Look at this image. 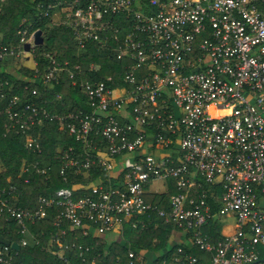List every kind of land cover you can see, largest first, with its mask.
Listing matches in <instances>:
<instances>
[{
  "label": "built area",
  "instance_id": "obj_1",
  "mask_svg": "<svg viewBox=\"0 0 264 264\" xmlns=\"http://www.w3.org/2000/svg\"><path fill=\"white\" fill-rule=\"evenodd\" d=\"M56 9L55 24L71 32L72 59L46 53L40 68L36 29L21 23L17 43L0 41V61L28 55L34 78L49 86L68 79L84 106L52 112L13 94L2 108L6 132L20 131L24 146L40 151V133L31 130L55 122L77 145L62 151L63 180L94 166L105 174L40 194L34 209L0 188V217L14 222L19 246L36 243L28 225L53 206L61 208L51 240L76 247L82 261L88 246L63 243L65 222L82 236L123 237L125 224L145 228L144 217L155 212L172 225L176 248L160 255L128 248L113 264H264V0H51L36 15L50 18ZM89 47L117 67L101 72V63L83 61ZM6 85L0 74V97ZM27 93L41 96L36 87ZM29 166L48 174L37 160ZM157 179L173 183L168 208L145 200ZM77 189L85 192L76 196ZM212 223L219 225L215 239ZM58 257L69 263L61 250ZM0 264L25 263L0 246Z\"/></svg>",
  "mask_w": 264,
  "mask_h": 264
},
{
  "label": "trees",
  "instance_id": "obj_2",
  "mask_svg": "<svg viewBox=\"0 0 264 264\" xmlns=\"http://www.w3.org/2000/svg\"><path fill=\"white\" fill-rule=\"evenodd\" d=\"M51 0H4L0 1V41L4 44H15L18 42L16 33L19 24H30L31 29H41L44 34V42L37 46V59L39 67L46 64V53L56 52L59 60L64 58L72 59L74 44L70 30L64 25L50 23V18L38 16L36 13L43 10ZM39 4V5H38ZM40 6V7H39ZM26 19L22 22L23 19ZM85 62L101 63V72H110L117 67L105 52L97 51L95 47H89L85 56L81 57ZM2 61H0L1 63ZM0 74L6 79L8 85L4 86L5 97H0V188L10 192L17 197V205L25 209L36 208L37 198L40 194L49 196L62 186L89 185L104 177L101 168L94 166L88 173L68 174L67 180H63L59 173L60 158L62 151L69 145L77 146L65 129L57 127L55 122L46 121L42 125L34 126L31 133H40V151L32 150L24 146V135L17 130L6 132L7 116L3 107L8 104L13 94H19L23 103L27 99L33 100L37 104H44L50 111L62 112L76 107H83L82 95L71 85L66 78L51 86L39 78H34L32 68H19L15 73L2 72ZM26 85V88L24 86ZM31 87H36L41 93L39 97L29 96L27 91ZM48 87V88H45ZM28 88V89H27ZM56 94L61 97L57 98ZM31 98V99H30ZM42 99H46L43 102ZM33 160L39 161L40 165L48 167V174H39L30 171V163ZM24 161L28 165V171L20 173V162ZM25 177L28 181H25ZM169 190L158 193H146L145 200L155 202L158 205L168 208V194L171 193L173 183L169 181ZM85 190H75V195H81ZM60 206H53L48 209V215L29 224V230L36 243L29 241L26 246H19L20 233L14 222L4 220L0 217V246H6L14 255L16 260L25 264H113L117 259H124L126 251L131 248L135 251L147 250L149 253L160 255L165 250L172 251L176 248L177 242L173 241L171 224L163 222L155 212L150 217H144L145 228H132L125 224L123 237L117 236L114 239H106L102 235L82 236L78 228H71L65 222L67 228L63 243L75 241L88 246L85 251L86 260L82 261L77 255L76 247L59 248L54 239L51 240V232H54V214L60 210ZM211 229L214 231L213 238H217L219 225L212 223ZM119 237L122 238L119 240ZM33 240V239H32ZM180 245L187 246L185 238H182ZM18 244V248L14 247ZM186 249V248H185ZM69 260V263L58 257V251ZM192 252L200 255V252L193 248Z\"/></svg>",
  "mask_w": 264,
  "mask_h": 264
},
{
  "label": "crops",
  "instance_id": "obj_3",
  "mask_svg": "<svg viewBox=\"0 0 264 264\" xmlns=\"http://www.w3.org/2000/svg\"><path fill=\"white\" fill-rule=\"evenodd\" d=\"M60 16L61 15H60L59 11L57 9L54 10L51 17H50V23L55 24L57 21H59ZM24 67L25 68H32L33 67V59L31 57H29L28 55L19 56V57L8 56L5 60H3L0 63V70L2 72L4 71L7 73H15V71H17V69L24 68ZM168 185H169V180H163V179L152 180L147 185V193L162 192L166 189V187ZM114 234H117V233L116 232L106 233V234H103V237L106 239L117 238V237H114ZM29 239L31 240V238H29Z\"/></svg>",
  "mask_w": 264,
  "mask_h": 264
},
{
  "label": "water",
  "instance_id": "obj_4",
  "mask_svg": "<svg viewBox=\"0 0 264 264\" xmlns=\"http://www.w3.org/2000/svg\"><path fill=\"white\" fill-rule=\"evenodd\" d=\"M43 42H44V37H43V34H42V30L41 29H36L34 31V43L37 46H41L43 44ZM24 47H25V49H28L29 48V44L25 43ZM13 245H14L15 248H18V244L17 243H14Z\"/></svg>",
  "mask_w": 264,
  "mask_h": 264
},
{
  "label": "rangeland",
  "instance_id": "obj_5",
  "mask_svg": "<svg viewBox=\"0 0 264 264\" xmlns=\"http://www.w3.org/2000/svg\"><path fill=\"white\" fill-rule=\"evenodd\" d=\"M43 35H44V34H43ZM43 37H44V36H43ZM224 231H225V232H230V231H232V228H231L230 226H227V227H225ZM116 235L119 236L120 234H119V235H118V234H114V237H117ZM120 239H122V238L119 237V240H120Z\"/></svg>",
  "mask_w": 264,
  "mask_h": 264
}]
</instances>
